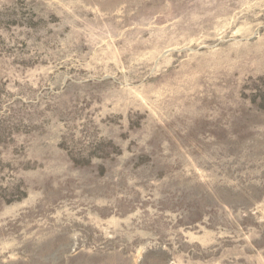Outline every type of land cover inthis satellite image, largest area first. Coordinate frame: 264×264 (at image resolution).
Segmentation results:
<instances>
[{
    "label": "rangeland",
    "instance_id": "rangeland-1",
    "mask_svg": "<svg viewBox=\"0 0 264 264\" xmlns=\"http://www.w3.org/2000/svg\"><path fill=\"white\" fill-rule=\"evenodd\" d=\"M0 264H264V0H0Z\"/></svg>",
    "mask_w": 264,
    "mask_h": 264
}]
</instances>
